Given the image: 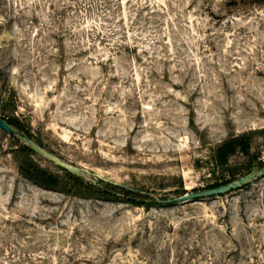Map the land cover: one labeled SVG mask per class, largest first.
<instances>
[{
    "label": "rangeland",
    "instance_id": "1",
    "mask_svg": "<svg viewBox=\"0 0 264 264\" xmlns=\"http://www.w3.org/2000/svg\"><path fill=\"white\" fill-rule=\"evenodd\" d=\"M0 117L111 185L34 183L0 128V264H264V173L168 203L264 169V0H0ZM245 134L250 155L219 166Z\"/></svg>",
    "mask_w": 264,
    "mask_h": 264
},
{
    "label": "trees",
    "instance_id": "2",
    "mask_svg": "<svg viewBox=\"0 0 264 264\" xmlns=\"http://www.w3.org/2000/svg\"><path fill=\"white\" fill-rule=\"evenodd\" d=\"M11 126L17 128L18 130L23 132V128L19 123L14 122L12 118H5ZM27 136H29L33 141L34 138L30 133L24 132ZM18 138V137H15ZM26 156L21 160L19 163V170L20 173L27 179L33 181L34 183L48 189H59L63 192L67 193H76L81 195H91V196H106L110 193L109 186L110 184H106L105 186H100L97 184L85 185L84 180L81 176L74 174L68 170L67 177L70 179L69 182H66L64 177H60L57 174H54L41 166H39L34 160L31 159L30 153L35 152L30 147L26 146ZM252 149V137L249 134L241 135V136H233L225 141L216 151L215 154V161L219 166H226L229 164L230 159L236 155L238 152H241L245 155H250V151ZM66 177V178H67ZM231 181L226 180L222 183H217L213 185V187H217ZM71 183V184H70ZM115 188H121L116 185ZM73 189H76V192H73ZM122 190L126 191L125 188H121ZM86 191V192H83ZM128 192V191H126ZM129 194H138L129 191Z\"/></svg>",
    "mask_w": 264,
    "mask_h": 264
},
{
    "label": "water",
    "instance_id": "3",
    "mask_svg": "<svg viewBox=\"0 0 264 264\" xmlns=\"http://www.w3.org/2000/svg\"><path fill=\"white\" fill-rule=\"evenodd\" d=\"M0 128L4 130L6 133L13 137H18L21 138L22 140L25 141V143L30 146L34 151L38 152L39 154H42L43 156H46L59 166L63 167L64 169L71 171L74 174L81 175L83 174V171L77 167L70 166L59 159L55 158L52 154L49 152L45 151L42 147H40L35 141H33L29 136H27L24 132L14 128L11 126L6 120L0 117ZM264 173V169L260 170L258 173L255 170H252L248 174L244 175L243 177H240L236 180H233L229 183L213 187V188H207V189H201V190H196L193 192H190L188 194H185L183 196L173 198L168 200V203H175V202H186L190 200H195V199H201V198H207V197H212V196H218V195H223L229 192H233L235 190H238L242 188L243 186L249 184L251 181H253L257 176L261 175ZM125 188V187H124ZM127 190L138 193V190L126 188ZM135 200V199H134Z\"/></svg>",
    "mask_w": 264,
    "mask_h": 264
}]
</instances>
